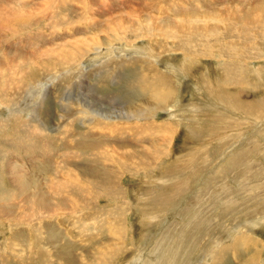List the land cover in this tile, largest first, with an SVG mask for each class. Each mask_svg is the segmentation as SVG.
<instances>
[{
    "label": "rangeland",
    "instance_id": "obj_1",
    "mask_svg": "<svg viewBox=\"0 0 264 264\" xmlns=\"http://www.w3.org/2000/svg\"><path fill=\"white\" fill-rule=\"evenodd\" d=\"M117 19L128 32L111 33ZM91 39L102 55L74 70L47 67ZM0 56V264H68L73 254L69 264H99L109 245L121 247L110 264H264V0H0ZM105 61L115 76L124 69L102 85ZM157 75L173 95L154 121L175 133L145 138L152 164L128 170L120 198L108 196L88 172L105 171L91 159L113 142L93 133L96 113L79 114L77 101L129 114L125 83L136 90L141 80V91ZM70 175L101 196L86 213L55 188ZM110 214H120L121 239Z\"/></svg>",
    "mask_w": 264,
    "mask_h": 264
},
{
    "label": "bare ground",
    "instance_id": "obj_2",
    "mask_svg": "<svg viewBox=\"0 0 264 264\" xmlns=\"http://www.w3.org/2000/svg\"><path fill=\"white\" fill-rule=\"evenodd\" d=\"M151 1V0H150ZM137 2V1H136ZM118 15V14H117ZM135 17L137 15H134ZM81 18V17H80ZM56 22V21H55ZM81 24V23H80ZM128 23L125 22L123 19H117V20H113L111 23H110V27L109 29H111V33H115V34H119V35H122L124 33V31H127L130 26L127 25ZM77 28V27H76ZM69 29V28H68ZM59 30V29H58ZM75 30V29H73ZM105 31V30H104ZM68 32H71L70 30H68ZM128 32V31H127ZM126 34V33H125ZM94 36V35H93ZM115 37V39H118V36H113ZM92 43H85L84 41H80L81 44H76L74 46H71L72 47V50L71 51H68V54L64 55L63 58L61 59L63 62H57V63H47V67L48 66H52L53 69H56V67L60 66L62 68H64L66 71L68 70H74V67L76 66V64L78 62H83L82 60L84 59H87V58H90V54L91 52L93 53H96L98 55H102V52L104 51V48L105 46H103L104 44H100L99 42H97L95 39H91L90 40ZM78 43V42H77ZM100 44V45H99ZM67 45V44H66ZM108 46V50H105V51H114V46L112 44L110 45H107ZM95 47V48H94ZM115 52V51H114ZM123 52V51H122ZM110 53V52H109ZM127 53V52H126ZM114 54V53H113ZM118 54V53H117ZM95 55V54H94ZM106 55V54H105ZM110 56V55H109ZM107 55V57H109ZM2 58V56H0ZM104 57V56H103ZM114 58V57H113ZM116 59V58H115ZM8 60V59H7ZM97 60V59H96ZM134 60V59H132ZM2 61V60H1ZM0 61V63H1ZM14 61V59H13ZM16 61V60H15ZM53 61V60H52ZM98 61V60H97ZM101 61V60H100ZM112 61V60H110ZM144 62L146 61L143 60ZM96 62V61H95ZM106 62V63H105ZM104 63L107 64L108 63V67H106V70L102 71L100 70L99 73H101V76H100V81L98 84H102V85H106V84H103V79L106 77V80L109 81L110 80V77L114 78L113 76L114 75V70H111V66L110 67V63L108 61H105ZM121 62V61H120ZM119 62V63H120ZM125 62V61H123ZM137 62V60L135 61ZM72 63V64H71ZM87 63V62H86ZM102 62V64H104ZM117 63V61L115 62ZM122 63V62H121ZM126 63V62H125ZM2 64V63H1ZM0 64V65H1ZM84 64V63H83ZM82 64V65H83ZM104 64V66H105ZM118 64V63H117ZM117 64H114V65H117ZM128 64V63H126ZM130 64V62H129ZM136 64V63H134ZM13 65V64H12ZM67 65V66H66ZM100 65V64H99ZM92 66V65H91ZM103 66V65H102ZM123 66V65H122ZM121 66V68L119 69V71L121 72L124 68ZM128 66V65H127ZM1 67H4V63L3 65H1ZM6 67V66H5ZM16 67V66H15ZM19 67H21L19 65ZM101 66H99L100 68ZM118 68V67H117ZM1 69V68H0ZM5 69V68H4ZM2 69V71L4 70ZM13 69H16V71L18 72L17 68H13ZM103 69V68H101ZM139 69V68H138ZM141 69V68H140ZM127 70V69H126ZM5 71V70H4ZM15 71V70H14ZM116 71V70H115ZM133 71V70H132ZM1 72V71H0ZM38 70H35V71H32L31 74H34V73H37ZM104 72V75H102V73ZM118 72V71H117ZM119 72V73H120ZM2 73V72H1ZM3 73H6V72H3ZM71 73V72H70ZM119 73L118 76H119ZM130 73L127 72V76L125 77L126 80H129L130 79V76H129ZM132 74V73H131ZM137 74V72H136ZM141 74V73H140ZM164 74V73H163ZM1 76V75H0ZM3 76V74H2ZM118 76H115V77H118ZM132 76H135V74H132ZM1 79L7 81L8 79V76L7 78H3L1 77ZM11 79V78H10ZM145 79H147V77H145ZM169 79V77H168ZM168 79L165 77V75H157L156 78L154 79L153 77L150 79H148L145 84H148L146 87L142 88L140 87L141 91H139V86L141 84V80H140V83H139V86L137 87V89L135 90L134 86L130 85V81H128L127 83H125V88H126V91H124V93L126 94H129L131 96L127 97V100L128 102H126L127 104H124L125 105H130L129 106V114H124V113H121V114H118L117 112L115 111H111V110H105L104 112L102 111H98L96 110L95 108H93L92 105H89L87 103V101H84L83 99H79L77 101V104H80L81 107H82V111L81 113L79 114H82L84 117H87V115L91 114V113H96L95 114V117H96V120L94 121H89V127L92 129L93 133L95 134V132L97 133V129H100L101 130V134L103 136V138L105 137L104 140L106 141H109L110 139L112 140L113 142V145L111 147H109L110 145H105L104 146V153L103 154H100L96 151H94V154L97 156L95 157V159H91L92 160H95L96 163H100L101 166L105 167V171L101 170V169H96L94 168L93 166H91V169L88 173L94 175V177L96 178V181H97V185L100 186V188L104 187L106 189H104V193H106V190L109 191V193L107 194L108 196H111V195H115L118 194L119 198H120V193H121V187H120V184H119V181L120 178H125V173L128 171V170H133L134 171V168L136 167H146V166H150L152 164V162L150 160H154V159H148L146 161L147 158H145L144 156L148 157L150 154H152L151 152L150 153H145L144 154V149L146 147H144V145L146 144V141H145V138H150L152 140H155L157 141L155 138L158 137V139L160 137H163V138H172V136L174 135L173 131H174V127L172 126L171 122H167V123H156L154 121L155 118H157L158 116L156 115L161 113L162 111L166 110V104L171 100V96L173 95L172 94V87H168ZM152 82H151V81ZM170 80V79H169ZM245 80V79H243ZM11 81V80H10ZM8 80V82H10ZM20 82V81H19ZM122 82V81H121ZM7 83V82H6ZM123 83V84H124ZM245 83V82H243ZM10 84V83H9ZM11 85V84H10ZM44 85V82H37L36 83V86H37V92H35L36 94H40L41 92V88L43 87ZM135 87H136V84H134ZM71 89V87H70ZM66 92V91H65ZM64 92V94H65ZM68 93V92H67ZM6 94V93H5ZM63 94V95H64ZM68 96V95H67ZM71 96V95H70ZM128 96V95H127ZM80 98V97H79ZM173 98V97H172ZM10 99V98H9ZM149 99V100H148ZM1 100V99H0ZM148 100V101H146ZM139 101L140 103H137ZM74 104V103H73ZM8 105L11 107L13 106V102H10L8 103ZM19 105V104H18ZM74 106V105H73ZM67 111L69 112L70 108H71V105H67ZM10 110V109H8ZM80 110V109H79ZM66 112V110H65ZM75 112V111H74ZM169 113V111H168ZM75 114V113H73ZM82 116V117H83ZM64 117V118H63ZM62 118L65 119V115L63 116ZM66 117L68 119H70V122H72L71 120V115H67L66 114ZM81 117V119H83ZM99 119H105V124H103V122ZM137 123V125H126V124H129V122H134V121ZM149 120V121H148ZM47 121V119H46ZM122 121V122H121ZM64 122V121H63ZM60 124L59 125V129L61 128H64L66 130H68V132L70 131V128H69V123H64L63 124ZM148 122V124L146 125L145 123ZM84 123H86V121L84 120ZM101 123V124H100ZM48 123H43V126H47ZM103 126H106L105 129H108V131H105V129H103ZM124 126V128H120L119 126ZM108 126V127H107ZM114 126V127H113ZM94 127V128H93ZM132 127H135L132 128ZM97 128V129H96ZM115 128V129H114ZM114 130V131H113ZM129 130L128 132V135L127 137L125 138H116V137H119L118 135H121L123 132ZM105 134H108L109 137H106ZM90 136V135H89ZM91 136H93V134H91ZM111 137H115V139L111 138ZM162 138V139H163ZM103 140V139H102ZM170 140V139H169ZM160 141V140H158ZM167 142V141H166ZM164 144V142H163ZM76 146V145H75ZM153 146H155V144L153 143ZM162 146V145H161ZM157 146L154 147V153L155 151H158L156 149ZM160 147V145H159ZM158 147V148H159ZM71 150L73 149V147H69ZM76 148V147H75ZM74 148V149H75ZM112 150V151H111ZM147 152H149L148 149H146ZM160 151V150H159ZM158 151V152H159ZM157 152V153H158ZM63 154V153H62ZM72 155V156H70ZM155 155V154H154ZM158 155V154H157ZM69 157L71 158H75V159H79L76 155V153H72V151H69ZM68 158V157H67ZM81 160V159H80ZM80 160H78L76 163H74L73 165H75L77 167L78 170H82V167H80L78 164L80 162ZM65 162V161H62V163ZM121 162V163H120ZM60 163V162H59ZM61 163V164H62ZM65 163H68V162H65ZM64 163V165H65ZM70 164V163H69ZM117 165V166H114V165ZM60 165V164H58ZM57 165V166H58ZM68 165V164H67ZM69 166V165H68ZM95 166V165H94ZM124 166V167H123ZM142 167V168H144ZM72 168V167H71ZM62 169V168H61ZM60 169V170H61ZM75 169V167H74ZM66 171V170H65ZM146 171V170H145ZM80 172H77L75 173V177L77 178H80L81 175L79 174ZM87 172V170H86ZM64 173V171H63ZM69 173V172H68ZM53 175V174H52ZM52 177V176H51ZM54 177V176H53ZM56 177V176H55ZM59 177V176H58ZM77 178H74L72 175L69 176L67 182L64 184L62 182H60L59 180L56 182V187L57 189H60V190H63L62 188H64L65 190L59 195L60 198H63V199H66V200H69V201H72L75 205H74V208L73 209H77V208H80L82 207V211H84V213H86L85 211H87V206H90V205H93V203L95 202V200L98 199V202L101 201L100 197L99 198H96V195L94 193V191L90 188V190L86 187L89 185V183H81L80 180L82 179H78L76 181ZM56 178H54L55 180ZM67 179V178H66ZM87 180V179H85ZM89 182L91 180H88ZM77 183H80L79 185L81 186H77L78 184ZM147 183V182H146ZM64 185V186H62ZM90 185L92 187H95L94 186V183H90ZM67 189H66V188ZM54 188V187H53ZM55 190V189H54ZM53 191V190H52ZM55 193V192H54ZM51 195V194H50ZM80 199H83V203L81 205H79V201ZM103 199V198H102ZM86 202V203H85ZM85 203V204H84ZM80 206V207H79ZM90 208V207H89ZM121 209V208H120ZM64 210V209H63ZM90 214L92 213L94 216H96L98 214V212L96 210L93 209H90L89 210ZM88 212V213H89ZM124 212V211H123ZM65 214V212H63ZM61 214V212H60ZM73 214L76 216V214H78L76 211L73 212ZM121 214V213H120ZM120 214H118L117 216H114L113 214H110V218L112 219V223L113 224H117V231H114V228L111 227V231H112V234H115V238H118V239H121L123 236H125L126 234V230L123 228V225H122V221H120ZM125 214V213H124ZM123 215V214H122ZM124 217V215H123ZM57 218V217H56ZM61 218V217H60ZM59 218V219H60ZM125 218V217H124ZM58 219V220H59ZM85 219V218H83ZM109 220V219H108ZM124 222V220H123ZM126 224V223H125ZM67 230V229H66ZM83 232V231H82ZM91 232V231H90ZM73 233V232H72ZM102 234V233H101ZM103 235V234H102ZM101 235V236H102ZM112 237V236H111ZM104 238V237H103ZM105 239V238H104ZM33 241V239H32ZM106 242V241H105ZM116 244H119L120 242L119 241H116L115 242ZM30 244V243H29ZM14 245V244H13ZM33 245V244H32ZM92 245V244H91ZM30 246V245H29ZM106 246V245H105ZM16 247V245L14 246ZM31 247V246H30ZM33 248V247H31ZM79 248H82L79 247ZM120 246H116L114 247L113 245H109L106 247V249L103 251L101 250V254H104L105 253V257H101L100 260H99V264H110V262L115 258V257H118L119 255V252H120ZM86 249V248H85ZM29 250V249H28ZM81 250V249H80ZM15 249H12V252H14ZM75 251V250H74ZM83 251V250H81ZM22 252V251H21ZM25 251L23 250V253ZM58 252V251H57ZM63 252V251H62ZM30 254L32 252H29ZM10 254V253H9ZM59 254H61V251L59 252ZM71 254V253H70ZM258 253L257 252H254V257H257ZM11 255V254H10ZM55 255V254H54ZM74 255V254H73ZM73 255H70L69 259H70V262L74 260V258L72 259L71 256ZM12 256V255H11ZM62 256V255H61ZM68 256V255H67ZM75 256V255H74ZM73 256V257H74ZM85 256V255H84ZM5 257V256H4ZM10 257V256H9ZM21 257V256H20ZM55 257V256H54ZM53 257V258H54ZM76 257V256H75ZM57 258V257H56ZM55 258V259H56ZM93 258V257H92ZM21 259V258H20ZM59 259V257H58ZM68 259V257L66 258V260ZM68 259V260H69ZM95 259V258H94ZM28 260V259H27ZM79 260V259H78ZM85 261L87 259H84ZM9 262L10 259L7 257H5L4 259V262ZM26 261V260H25ZM56 261V260H55ZM64 261V260H63ZM83 261V264L84 262ZM88 261V260H87ZM102 261H104L105 263H103ZM12 262V261H11ZM49 262V261H48ZM69 262V263H70ZM79 262H82V261H79ZM68 263V264H69ZM76 263V262H75ZM78 263V261H77ZM60 264V263H59ZM67 264V263H66ZM74 264V262H73ZM80 264V263H79ZM97 264H98V261H97ZM253 264V263H252Z\"/></svg>",
    "mask_w": 264,
    "mask_h": 264
}]
</instances>
